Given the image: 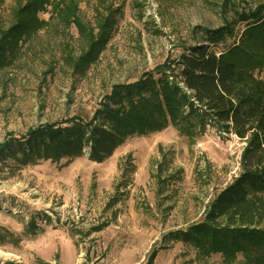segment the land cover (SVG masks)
<instances>
[{"label": "rangeland", "instance_id": "obj_1", "mask_svg": "<svg viewBox=\"0 0 264 264\" xmlns=\"http://www.w3.org/2000/svg\"><path fill=\"white\" fill-rule=\"evenodd\" d=\"M78 1L94 24L98 0ZM108 1L121 13L93 62L78 69L65 61L66 48L73 58L81 53L72 25L40 31L0 68V143L47 122L89 121L114 84L147 71L156 76L186 46L226 51L245 27L232 22L226 0ZM232 1L237 10L264 3ZM13 5L6 0L2 18ZM39 16L50 19L49 12ZM228 22L232 33L224 41L204 42L205 29ZM255 72L264 80V70ZM244 146L211 125L192 136L172 125L131 135L100 159L91 157L90 143L54 158H25L14 145L0 159V264H239L242 253L228 262L174 234L204 217L213 196L239 173Z\"/></svg>", "mask_w": 264, "mask_h": 264}, {"label": "trees", "instance_id": "obj_2", "mask_svg": "<svg viewBox=\"0 0 264 264\" xmlns=\"http://www.w3.org/2000/svg\"><path fill=\"white\" fill-rule=\"evenodd\" d=\"M5 2L0 0L1 69L13 63L23 43L40 31L72 25L80 36L81 53L73 58L66 48L65 61L84 67L109 42L121 13L108 0H98L92 24L84 20L78 0H14L4 19ZM234 5L226 0L224 10H234L232 22H244L245 27L228 50L217 53L199 43L183 47L180 57L157 67L156 76L147 71L135 82L114 84L91 120L74 116L30 128L20 137L27 150L20 138L8 135L0 143V159L14 145L25 158H54L81 153L88 143L91 157L100 159L128 136L169 125L187 136L207 125L234 134L245 142L239 173L213 196L201 220L174 235L203 253H221L228 262L242 253L239 264H264V80L255 72L264 70V3L241 10ZM46 12L48 20L39 16ZM230 23L205 29L204 42L224 41L232 33Z\"/></svg>", "mask_w": 264, "mask_h": 264}]
</instances>
